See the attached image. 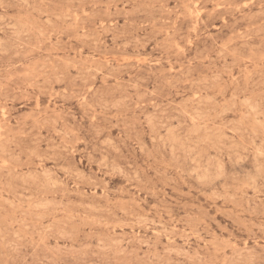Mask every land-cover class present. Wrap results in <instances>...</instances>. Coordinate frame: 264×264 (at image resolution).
Returning <instances> with one entry per match:
<instances>
[{
	"label": "rangeland",
	"instance_id": "374dc122",
	"mask_svg": "<svg viewBox=\"0 0 264 264\" xmlns=\"http://www.w3.org/2000/svg\"><path fill=\"white\" fill-rule=\"evenodd\" d=\"M0 111V264H264V0H0Z\"/></svg>",
	"mask_w": 264,
	"mask_h": 264
},
{
	"label": "bare ground",
	"instance_id": "6f19581e",
	"mask_svg": "<svg viewBox=\"0 0 264 264\" xmlns=\"http://www.w3.org/2000/svg\"><path fill=\"white\" fill-rule=\"evenodd\" d=\"M196 14H198V13H196ZM194 97H195V96H194ZM245 102H246V101H245ZM246 103H248V102H246ZM250 109H251V107H250ZM250 109H249V110H250ZM0 112H1V111H0ZM192 121H193V120H192ZM256 122H257V121H256ZM256 152H257V149H256ZM258 155H259V154H258ZM203 177H204V176H203ZM100 192H101V191H100ZM120 254H121V253H120Z\"/></svg>",
	"mask_w": 264,
	"mask_h": 264
}]
</instances>
